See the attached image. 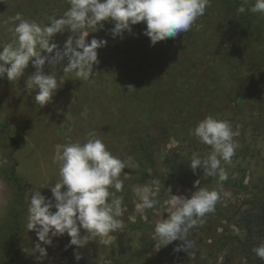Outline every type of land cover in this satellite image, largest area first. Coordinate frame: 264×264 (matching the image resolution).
I'll return each instance as SVG.
<instances>
[{
  "label": "rangeland",
  "instance_id": "rangeland-1",
  "mask_svg": "<svg viewBox=\"0 0 264 264\" xmlns=\"http://www.w3.org/2000/svg\"><path fill=\"white\" fill-rule=\"evenodd\" d=\"M254 3L211 0L190 31L154 46L143 34V22L115 39L112 22L89 28L86 42L108 41L98 49L93 76L82 81L74 73H64L66 59L54 67L46 64L45 74L65 82L44 106L34 102L35 90L31 95L26 90L27 79L36 72L31 62L22 77L0 79V157L7 159L0 166V264L222 263V236L225 231L240 233L237 215L247 209L251 197L215 180L219 170L210 177L203 168L190 167L194 153L203 159L211 151L192 132L209 115L230 121L239 133L234 137L239 147L231 163L221 159L220 167L236 183L264 188V13L249 11ZM69 8L70 0H0V49L18 46L17 14L44 27ZM69 36L78 38L65 30L50 43L63 51ZM128 85L135 91L129 92ZM91 134L126 162L119 177L123 189L116 193L122 198L123 227L79 249L69 246L67 234L44 245L26 227L31 196L40 191L52 198L51 186L60 179V164L53 163L57 146L83 144ZM13 164L24 193L10 179ZM153 179L160 181L159 203L140 212L132 189ZM169 187L172 195L187 196L204 187L221 194L204 223L187 234L194 241L191 249L175 251L182 241L165 246L154 239L157 222L169 215L164 203L170 199ZM15 217L21 222L18 236L11 228ZM36 243L47 249L46 257L38 259L39 253L32 252ZM76 252L82 257L79 261Z\"/></svg>",
  "mask_w": 264,
  "mask_h": 264
},
{
  "label": "clouds",
  "instance_id": "clouds-1",
  "mask_svg": "<svg viewBox=\"0 0 264 264\" xmlns=\"http://www.w3.org/2000/svg\"><path fill=\"white\" fill-rule=\"evenodd\" d=\"M211 0H70V8L62 17L51 18L49 25L41 27L35 22L21 18L14 32L18 46L8 44L0 49V79L5 76L14 81L24 75L31 62L36 72L26 81L29 95L35 90L34 102L44 106L51 102L57 89L64 84V79H57L54 74H45L46 64L56 66L65 59L64 73H74L82 81H88L94 74L93 67L98 63V49L105 47L107 40L89 36L87 29L103 27L104 22L114 23L111 29L113 39L122 37L125 31H132V26L146 23L144 35L151 44L167 38H176L180 33H187L199 17L205 14ZM241 5L239 11H245ZM253 13H264V0H255L248 9ZM70 30L78 38L69 36L64 50H57V45L50 43L57 33ZM48 53L43 55L42 53ZM54 53V55H53ZM129 92L135 91L133 85L127 86ZM192 134L201 142L211 146L210 153L203 159L196 153L192 155L190 167L193 170L203 168L206 176L214 177L219 170L220 181L226 173L220 167L221 159L231 163L235 150L239 147L234 131L228 120L217 119L212 115L201 120ZM131 159V158H129ZM59 162L60 179L51 186L52 198L49 199L36 191L28 205L27 230L35 231L38 240L51 246L54 237L67 234L71 239L69 246L83 248L95 237H106L123 227L119 219L122 215V198L116 195L122 191L123 181L119 179L126 162L112 155L103 141L91 134L83 144L79 142L58 145L53 156V163ZM7 159L0 157V166ZM200 183L195 182L196 186ZM159 179H153L132 190L139 198L138 211L154 208L158 203ZM114 188L115 191H110ZM170 199L168 218L157 222L154 239L165 246L174 241H182L175 251L191 249L194 241L187 239L191 229L204 223L206 214L215 210L220 199V192L199 188L189 195H172V188H167ZM55 209V211H53ZM81 229L86 235L81 236ZM160 248L157 247L156 250ZM32 252L39 253L38 259L47 256V249L36 243ZM253 252L264 259V241L253 248ZM79 261V252L74 253Z\"/></svg>",
  "mask_w": 264,
  "mask_h": 264
},
{
  "label": "trees",
  "instance_id": "trees-1",
  "mask_svg": "<svg viewBox=\"0 0 264 264\" xmlns=\"http://www.w3.org/2000/svg\"><path fill=\"white\" fill-rule=\"evenodd\" d=\"M16 168V164L11 166L10 179L24 193L23 184L16 175ZM226 177L223 181H220L219 177H216L215 180L227 188L247 193L251 200L246 204L247 209L237 215L236 225L241 234L235 235L225 231L222 236V249L220 251L224 252V256L221 264H264V259L259 258L253 252V248L259 246L261 241H264V188H249L244 183H236L230 177ZM11 228L14 236L20 235L21 222L18 217L13 220Z\"/></svg>",
  "mask_w": 264,
  "mask_h": 264
}]
</instances>
